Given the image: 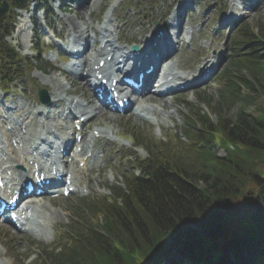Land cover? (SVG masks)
Instances as JSON below:
<instances>
[{"label":"trees","instance_id":"1","mask_svg":"<svg viewBox=\"0 0 264 264\" xmlns=\"http://www.w3.org/2000/svg\"><path fill=\"white\" fill-rule=\"evenodd\" d=\"M30 1L0 0V81L9 86L30 64L6 41L17 11ZM220 78L222 104L240 105L236 119L214 126L192 110L205 130L188 132L185 147L175 139L157 151L148 149L151 168L146 164L140 176L126 177L125 189L116 187L111 196L87 202L79 210L80 223L60 232L51 253L43 252L37 264H160L163 259L170 264H264V208L249 210L264 201V108L257 107L264 97L262 33L247 25L239 29ZM251 105L258 115L249 119L244 113ZM213 133L222 135L226 158L213 152ZM134 138L143 143L141 134ZM205 144L208 150L200 146ZM176 255L181 259L174 260Z\"/></svg>","mask_w":264,"mask_h":264},{"label":"rangeland","instance_id":"2","mask_svg":"<svg viewBox=\"0 0 264 264\" xmlns=\"http://www.w3.org/2000/svg\"><path fill=\"white\" fill-rule=\"evenodd\" d=\"M95 0H86L83 3V6L77 9L78 3H70L65 2L66 11H62L58 8L57 0H53V11L55 18L51 21L52 26L54 27L56 34H61V39H55L53 34L47 32L46 28L38 25L37 35L40 36L38 39L41 43V50L44 49L47 43L52 42L59 45H64L67 42H70L74 37L73 32L71 31V25L69 26L68 20H74L76 22H80L81 18L85 21H90L89 19V11L92 10V19L93 24L96 29V32L99 33L98 26L100 22H103L104 17L107 15V11L115 5L117 0H103L101 5L93 6V2ZM163 0H141L139 3H133L131 0H123L121 5L117 10V21L119 27L122 28L125 26V31L127 38L135 37L137 41L142 40L141 37H136L140 34L141 28L144 27L143 31L147 32L149 36H155L158 29H160L163 23L166 21L163 18V12L165 11V4H170L174 2V0H165L164 3H161ZM216 0H197L196 5L193 8L194 11L189 12L185 17V21L183 22V28L180 30L182 37H185V33L188 30L193 32V46H190L186 43V39L181 41L179 45V54L177 55L180 60L178 64L183 66L189 64H196L201 62V56L203 57H211L213 52L216 51L221 53L226 45L231 43L232 36L235 33V30L232 31L229 36V40H225V36L217 31L218 27H214V31L211 29L213 25H215V16L218 11V8L215 4ZM228 4H231L232 10L231 13L234 18H238L237 21L239 25L245 24L251 27L254 32L259 33L264 36V0H223ZM182 3L188 4L189 0L181 1ZM232 2V3H231ZM235 5V6H234ZM186 6V5H185ZM83 7V8H82ZM87 7V8H86ZM186 6V11H191V9ZM138 9V10H136ZM81 14L82 17H80ZM28 16H33V19L37 20L40 18V23L42 22V13H33L27 14ZM119 17V18H118ZM24 19V18H23ZM32 19V20H33ZM21 22V19L18 20V25ZM39 22V20H38ZM82 23V22H81ZM80 23V24H81ZM202 23V24H201ZM31 26V25H29ZM21 31V37H17V32L8 39L10 43H12L18 50H20L21 54L24 56L34 57L36 56L31 50L33 46L34 38L32 35L33 28L32 26L29 28L28 26H23L22 28H18ZM17 30V29H16ZM184 30V31H183ZM32 31V32H31ZM225 31V30H224ZM139 32V33H137ZM130 33V34H129ZM43 34V35H42ZM91 35V34H90ZM212 35V36H211ZM93 36V35H91ZM125 46V44H122ZM196 50H195V49ZM201 48V51L198 50ZM200 52L194 53V52ZM225 51V50H224ZM56 52L45 53L43 56V60L47 64V69L45 71H35L31 75L22 79V81L18 84V90L13 93L5 94L0 91V101L5 104H10L11 102H15V106L10 112L11 115L18 114L22 116L24 111H32L37 112L39 107L38 98H37V88L42 87L48 91L49 96L53 99H57L58 96H62L66 99H74V98H84L85 101H89L91 97V92H89L86 84L83 80L75 81V85H73L74 78L69 77L68 79L61 74V72L55 70V67L60 62L56 59ZM223 53L219 54L221 57ZM174 61H177L176 57L171 60L173 64ZM196 61V62H195ZM68 64H64L66 67ZM224 65H227L225 62ZM188 66V65H187ZM220 78V77H219ZM57 85H61L62 88H58ZM24 88V89H23ZM67 89L66 90H64ZM222 82L218 78L213 81L210 85H204L203 87L197 88V92L193 93L192 91L180 95H173L165 98L169 104L164 107V115H167L168 110H171L175 113L174 117H165L159 115L157 112L154 116L148 115V117H152V121H140L138 119H133L130 114L119 117L114 114L107 113L103 116H99L94 119L92 122L87 125L92 129L93 127H98L107 130L113 137L117 135L125 136L129 135L128 130L132 127H136L139 131H141L146 139L153 140H163L165 136L178 135L181 136L185 133L186 124H184V117L182 112V105L195 104L197 103L196 95L197 93L204 91L208 97H211L213 104L218 102L220 97V92L222 90ZM259 91V89L257 88ZM71 95V97H70ZM177 97V98H175ZM148 98V97H147ZM59 99V98H58ZM93 99V98H92ZM170 100V101H169ZM11 103V104H12ZM213 104L210 106L213 107ZM64 103L57 104L53 106V114L56 113H64V109L62 106ZM158 105L163 106V103H159ZM92 107H98L97 104H91ZM36 107V108H35ZM62 107V108H61ZM257 107L264 108V97L260 96V99L257 102ZM135 108L137 106L135 105ZM210 108V107H209ZM205 112H208V108H203ZM211 109V108H210ZM210 111V110H209ZM240 111V106H232L230 109L224 108L222 112L223 119L228 121H233L236 119L237 113ZM31 113V112H30ZM244 115L249 119L254 118L258 115L255 110V106L251 105L247 108ZM169 116V115H167ZM211 119L213 122H218L219 124L222 121L218 120V116L212 115ZM67 120V119H66ZM69 124V122L67 123ZM129 144V145H128ZM104 144H101L103 147ZM108 152V163L112 167V169H102L99 172V179L97 180V174L93 173L92 176L83 175L84 178H89L90 182V190L88 193H83L81 195H74L68 198L64 196L54 197V198H40L38 199V203L41 206H44L45 210L41 211L42 225L41 231L38 236L36 233H16L15 230L9 225H1L0 226V264H31L33 262V254L38 247H46L50 245L55 236L58 234V231L61 227H67L73 225L78 217V212L76 211V207L83 206L82 198L90 199V198H100L102 195H108V188L114 187L117 185L118 181L122 179L119 177H123V173L125 169L133 167H139L141 164L137 161H133L130 163L123 162V158L126 155L132 156L137 160L138 157L146 158V154L142 150L135 151L131 148V144L125 140H122L117 145L109 146L107 149ZM219 154H223V151H219ZM52 205V206H50ZM261 206L264 207V203H260ZM257 207H254L256 210ZM54 215L55 220L51 217ZM191 226L198 229V226L195 223H191ZM29 256H32L30 259H27ZM34 264V263H33Z\"/></svg>","mask_w":264,"mask_h":264},{"label":"bare ground","instance_id":"3","mask_svg":"<svg viewBox=\"0 0 264 264\" xmlns=\"http://www.w3.org/2000/svg\"><path fill=\"white\" fill-rule=\"evenodd\" d=\"M102 2H103V0H95L94 2H93V6H96V5H101L102 4ZM100 7V6H99ZM87 8V7H86ZM88 11H89V19H90V21H85V20H83V18H81L80 20V22H76V21H74V20H68L67 22L69 23V26L71 25V31L73 32V34H74V38H73V40H72V42H73V48L74 47H77V46H79V45H81V47L83 46V43H86V45H87V47H86V52H85V54L82 56V60L80 61V63H79V65H80V67H82L83 69H85L86 70V72H87V75L84 77L83 76V74H81V73H78V66H76V67H69V68H72V75H79V77L83 80V81H87V78L92 74V71H91V67H89V69H88V66H87V64L89 63V62H92V61H94V60H96L97 59V57L99 56L100 58H102V55L103 54H106V56H110V55H112L113 53H116L117 51H118V49H113L112 51H108V49L111 47V48H114L115 46H116V43H114V40H112V37H109V39H106V40H103L102 42H101V45L102 44H104V47H99L98 46V44H99V37H98V35H99V33L98 32H96V29H95V27H94V24H93V19H92V10H90L89 8H88ZM181 11H180V9H178L177 10V12H174V17L176 18V17H181V13H180ZM78 15H80V17H82V15L81 14H78ZM25 17V16H24ZM108 20L106 21V23H104V25H106L107 27H109L108 28V31H110L109 33H111V32H113V31H115V30H113L114 28H115V23H114V20H113V18H107ZM82 22V23H81ZM181 22L182 21H180L179 22V24H177V27H178V30H179V28H180V24H181ZM81 23V24H80ZM173 23H176V21H173ZM17 32H19V30L18 31H16V33ZM93 35V37L91 36V35ZM17 37L19 38V37H21V33H18V35H17ZM116 37V36H115ZM120 40V36H118V41ZM81 42V43H80ZM80 43V44H79ZM71 46V47H72ZM162 47H164V48H162V49H160V62H166L167 61V59L166 58H168L169 56H170V53H169V50L168 49H166L165 47H168L167 45H165V44H163L162 45ZM149 50V49H148ZM172 50V49H171ZM119 53V52H118ZM120 53H125V50H120ZM145 53H147V52H145ZM119 58H121V57H119ZM118 58V59H119ZM153 65H155L156 66V64H153ZM118 66H120L119 64H118ZM206 66V65H205ZM204 66V67H205ZM204 67H203V71H204ZM189 81H192V82H194V83H196V82H199V77H195V76H193V77H190V80ZM87 84V83H86ZM56 86L58 87V88H62V86L59 84V85H57L56 84ZM64 90H66L67 91V89H65L64 88ZM162 90V89H161ZM144 98H146V101H150V102H155V101H158V100H161V95L160 94H158V95H156V94H152L151 93V91H148L147 92V94H145V95H142ZM146 96H148V98L146 97ZM61 100L60 99H58V100H56V102L55 101H53V102H55V104H59V102H60ZM73 101V100H72ZM90 102H92L91 100H90ZM54 104V105H55ZM166 105H168V103H166V101H163V106H161V105H159L160 107H165ZM138 106H140L139 104H138ZM55 107V106H54ZM148 108V107H147ZM79 110V113H81L82 115L80 116V117H87V119L89 118V119H93L94 120V118L96 119L97 117H99V116H103V115H105L106 114V111L104 110V107H103V105H100V106H98V107H88L87 108V105L85 106L84 104H82V103H80L79 102V104H77L73 109H71V110H74V112H70V114H73V113H76V110ZM138 109H140V107H138ZM149 110L150 111H152V112H154L155 110H154V107L152 106L151 108H149ZM41 112V111H40ZM51 113H52V109L50 108V107H48L47 109H43V111L41 112V114H40V116L42 115V117H44V115H46V116H50L51 115ZM78 118V117H77ZM91 119V120H92ZM92 120V121H93ZM23 122H19L20 124H21V127H24L25 126V120H22ZM27 124V123H26ZM29 125V124H28ZM41 126H42V130H45V131H48V132H50V131H52L53 129L55 130L56 128H57V124H53L52 125V123H47V122H41ZM42 133H36L35 135L33 134V135H31L27 140H26V142L29 140V146H28V148H26V152H27V156H29V152L31 151V145H38L39 146V142H43V143H45L46 142V140H47V136L45 135V136H43V138H42ZM25 138V137H24ZM14 139V138H13ZM22 139H23V136L21 137H19V140H20V142L21 143H23L22 142ZM14 140H16V138L14 139ZM48 142V141H47ZM42 144V143H41ZM43 145V144H42ZM87 146V145H86ZM0 147H2L3 148V146H2V143L0 142ZM82 150L84 151V157H88L89 156V154H90V149L89 150H87L86 148H85V146H82ZM33 151H36V150H33ZM13 153H11L10 152V155H9V160H10V167H7V169L6 170H2V167H6V165L7 164H2L1 166H0V173L1 174H4V175H6L7 176V179H12V182L15 180L14 178L15 177H17V175L16 174H18L17 172H18V170H12L11 168L13 167V165L14 164H16L18 161H17V159L16 158H13V156H11ZM27 156L25 157V160H26V162H28V161H31V159H29V157L27 158ZM95 159H96V157H95V154L94 153H92V155H91V157L89 158V160L90 161H95ZM9 171L12 173V177H8V173H9ZM32 206H34L35 208H34V215L36 216V220H35V222H33V223H30L28 220H27V218L24 220L25 221V224H23V228L24 229H28V230H32V229H35V228H37V224H40L41 223V221L40 220H42V218L40 217V215H39V208L38 207H41L42 209H44L45 210V208H44V206H41L40 204H38V203H36V202H32V205H30L29 206V208H31ZM50 206H52V205H50ZM51 217L55 220L57 217H59V216H56V218H55V216L52 214L51 215ZM42 229V228H41Z\"/></svg>","mask_w":264,"mask_h":264}]
</instances>
